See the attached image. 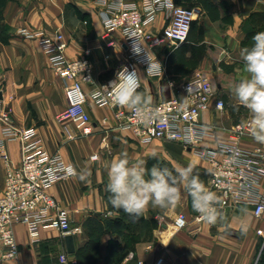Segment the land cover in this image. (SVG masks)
Here are the masks:
<instances>
[{"label": "crops", "instance_id": "crops-1", "mask_svg": "<svg viewBox=\"0 0 264 264\" xmlns=\"http://www.w3.org/2000/svg\"><path fill=\"white\" fill-rule=\"evenodd\" d=\"M208 1L221 14L223 24H228L224 32H204L209 40L207 52L212 60L211 67L215 69L218 65L221 69L218 64L221 61L235 65L230 73L214 71L210 74L219 80L217 97L226 102L223 110H217L216 96H213L200 116L203 123L215 128V136L203 141L204 145H213L216 140L227 139L231 127L250 116L246 108L237 106L232 86L246 75L240 58V50L247 43L246 21L252 12L264 11V0ZM203 7H198L201 15L207 11ZM0 22L3 26L0 102L11 106L16 126L35 128L36 136L48 152H59L76 171L90 168L92 172L90 182H82L73 175L49 188L59 205L69 210L71 223L82 230L73 234L74 251L67 250L65 236L51 227L42 228L38 242L29 243L26 225L17 222L13 229L19 254L0 264H137L139 260L142 264H152L160 254L173 264H264V241L256 232L264 221L256 219L248 205L227 207L223 213L225 219L210 226L194 220L196 212L186 193H182L178 205L166 210L149 206L139 219L123 211L116 213L108 203L105 166L121 150H127L133 160H146L148 167L157 161L170 169L192 163L194 174L211 189L207 180L209 164L205 160L176 141L140 142L129 130L116 126L113 106L97 105L90 96L86 108L94 123L93 132L67 138L64 125L56 118L67 104L64 82L50 67L40 39L28 38L22 30L62 33L67 43L65 55L69 59L88 58L92 81L84 83L83 88L89 95L95 85L113 81L126 60L121 32L115 30L104 36L95 0H6L1 8ZM167 22L165 13L160 11L149 29L161 32ZM157 52L165 64L162 75L150 76L138 66L143 77L139 91L151 96L154 103L178 95L176 85L180 84V73L175 62L166 60L163 45ZM241 145L252 148L260 144L248 135L242 138ZM5 152L12 165L20 164L17 140L6 141ZM153 152L157 154L156 159L151 156ZM4 175L5 164L0 155V194L4 189ZM179 212L188 216L186 228L173 225V218ZM131 252L132 257L128 258ZM61 254L66 255L65 261L60 260Z\"/></svg>", "mask_w": 264, "mask_h": 264}, {"label": "built area", "instance_id": "built-area-1", "mask_svg": "<svg viewBox=\"0 0 264 264\" xmlns=\"http://www.w3.org/2000/svg\"><path fill=\"white\" fill-rule=\"evenodd\" d=\"M95 4L101 16L104 36L115 30L121 32L126 48V60L121 68L135 69L138 73V66L147 73L149 61L153 64L158 62L163 73L165 64L157 53L158 48L165 43L175 46L184 43L197 16L195 8L177 4L175 0H95ZM160 11L165 13L168 22L161 32L155 33L149 26ZM22 34L40 39L50 67L64 82L67 104L56 118L64 125L68 139L93 132L94 123L86 108L90 96L97 105L113 106L116 126L129 130L140 142L154 139L176 141L205 160L209 164V186L220 197L218 207L222 213L229 206L248 205L253 216L264 221V144L252 148L241 145L242 138L250 135L245 127L250 116L235 123L227 139L216 140L213 145L203 144L206 138L215 136V128L201 121L202 111L209 107L213 96H216L217 110H223L225 105L222 98L217 97V87L208 76L194 75L176 85L178 95L152 102L150 108L155 118L145 125L127 108L114 103L111 91L105 89L111 81L95 85L89 95L85 92L83 84L92 81L91 63L88 58L69 59L65 55L67 43L62 33L45 34L41 30L23 29ZM135 40L142 49L139 55L133 52ZM9 140H17L20 144L21 162L17 166L10 163L5 152V144ZM0 155L5 164L4 189L0 194V263L19 254L13 229L17 222L26 225L31 244L38 242L40 231L45 227L58 230L62 236L82 231L80 226L71 223L69 210L60 206L49 193L50 186L73 176L74 165L59 152H48L36 136L34 127L16 126L11 106L2 102ZM194 220L204 222L197 212ZM188 223L184 212L173 218L176 228H186ZM256 232L264 241V225ZM13 252L15 255H10ZM130 257L132 252L128 255ZM60 260L65 261L66 255L61 254ZM142 263L141 260L137 262ZM152 264L173 263L160 254Z\"/></svg>", "mask_w": 264, "mask_h": 264}, {"label": "clouds", "instance_id": "clouds-1", "mask_svg": "<svg viewBox=\"0 0 264 264\" xmlns=\"http://www.w3.org/2000/svg\"><path fill=\"white\" fill-rule=\"evenodd\" d=\"M141 51L135 40L133 52L139 55ZM146 55L149 61L148 53ZM240 58L246 75L234 82L232 94L237 106L246 108L250 113V120L245 127L252 139L264 144V31L253 35L250 46L240 50ZM147 73L162 75L161 65L149 61ZM142 80L143 77L137 70L122 67L105 89L111 91L115 104L127 108L147 125L155 117L150 108L151 96L139 91ZM151 156L157 158L155 152ZM105 167V191L108 193V203L116 213L123 211L128 216L139 219L147 212L149 206L152 209L166 210L178 205L182 193H186L191 198L193 210L200 214L205 223L212 226L225 219L218 207L220 197L205 186L198 174H194L195 166L192 163L186 167L170 169L157 161L148 167L146 160H133L127 150H121ZM73 175L82 182H90L92 172L90 168L79 171L73 168Z\"/></svg>", "mask_w": 264, "mask_h": 264}, {"label": "rangeland", "instance_id": "rangeland-1", "mask_svg": "<svg viewBox=\"0 0 264 264\" xmlns=\"http://www.w3.org/2000/svg\"><path fill=\"white\" fill-rule=\"evenodd\" d=\"M2 2L3 1L0 0V7ZM177 2L180 5L195 8L197 16L194 20L189 36L184 43L178 46L170 43L163 44V47L166 50V54H164L166 55V60L171 63L175 62L176 68L180 73L179 83H182L194 75L202 74L208 76L216 85L217 81H219L218 78L211 77L210 74L214 71L230 73L233 71L232 69L235 65L233 63L221 61L218 62V64H220L222 70L218 69V65L215 69L211 67L212 60L209 58L210 54L207 52L209 40L205 38L204 32H224L227 23L225 25L223 24L221 14L214 10L213 5L208 0H177ZM203 6L207 9L205 13L207 14L206 16L205 14L201 15V10L198 8H204ZM251 20L253 21V17ZM249 22L250 19L246 21L245 30H248L251 27ZM260 31H264V27H262ZM253 35V33L250 34L251 39L247 37L246 46H250ZM222 100L224 101V104H226L223 98ZM208 179L209 178H207V180Z\"/></svg>", "mask_w": 264, "mask_h": 264}, {"label": "trees", "instance_id": "trees-1", "mask_svg": "<svg viewBox=\"0 0 264 264\" xmlns=\"http://www.w3.org/2000/svg\"><path fill=\"white\" fill-rule=\"evenodd\" d=\"M3 2H2V4H1V7H0V19H1V8H2V6H3V4H4V2L6 1V0H2ZM175 2L177 3V4H179L178 2H177V0H175ZM211 4H212V2H211ZM213 5V4H212ZM184 6V5H183ZM252 17H253V21L251 20L252 19ZM249 19H250V22H249V24L251 25V27L248 29V30H246V32H248L247 34H246V39H247V37H249L250 36V34H255V33H257V32H259L260 30H261V28L262 27H264V11H256V12H252L251 14H250V17H249ZM248 19V20H249ZM193 23H194V21L192 22V25H191V28H192V26H193ZM3 31V26H2V24H1V22H0V32H2ZM190 31H191V29H190ZM251 31H253V32H251ZM190 33V32H189ZM189 36V35H188Z\"/></svg>", "mask_w": 264, "mask_h": 264}, {"label": "water", "instance_id": "water-1", "mask_svg": "<svg viewBox=\"0 0 264 264\" xmlns=\"http://www.w3.org/2000/svg\"><path fill=\"white\" fill-rule=\"evenodd\" d=\"M65 241H66L67 250L69 252H73L74 251L73 235L72 234L65 235Z\"/></svg>", "mask_w": 264, "mask_h": 264}]
</instances>
